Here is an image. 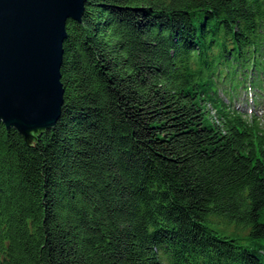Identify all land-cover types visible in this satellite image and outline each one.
<instances>
[{
    "label": "trees",
    "instance_id": "trees-1",
    "mask_svg": "<svg viewBox=\"0 0 264 264\" xmlns=\"http://www.w3.org/2000/svg\"><path fill=\"white\" fill-rule=\"evenodd\" d=\"M61 73L0 123V264H264V0H85Z\"/></svg>",
    "mask_w": 264,
    "mask_h": 264
},
{
    "label": "water",
    "instance_id": "water-1",
    "mask_svg": "<svg viewBox=\"0 0 264 264\" xmlns=\"http://www.w3.org/2000/svg\"><path fill=\"white\" fill-rule=\"evenodd\" d=\"M84 10L85 0H0V123L30 145L61 116L67 22Z\"/></svg>",
    "mask_w": 264,
    "mask_h": 264
},
{
    "label": "rangeland",
    "instance_id": "rangeland-1",
    "mask_svg": "<svg viewBox=\"0 0 264 264\" xmlns=\"http://www.w3.org/2000/svg\"><path fill=\"white\" fill-rule=\"evenodd\" d=\"M256 91L257 90L254 88L252 89V91H250V89L248 88L247 93L245 91H243L240 94V96H241L240 101H238L236 103V107H238L241 111L245 112L247 110V112H250V113L254 110H257L259 113L258 115L263 116L264 115V95H262V97H261L262 98L261 105L257 107L255 105ZM221 95L223 96L222 92H221ZM209 108L211 110V113L213 115H215L216 111L211 107H209Z\"/></svg>",
    "mask_w": 264,
    "mask_h": 264
}]
</instances>
